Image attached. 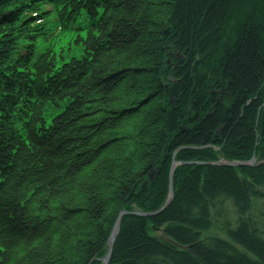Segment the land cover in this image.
Here are the masks:
<instances>
[{
    "label": "trees",
    "instance_id": "obj_1",
    "mask_svg": "<svg viewBox=\"0 0 264 264\" xmlns=\"http://www.w3.org/2000/svg\"><path fill=\"white\" fill-rule=\"evenodd\" d=\"M212 146L264 147V0H0V264H97ZM185 166L109 264H264V166Z\"/></svg>",
    "mask_w": 264,
    "mask_h": 264
},
{
    "label": "rangeland",
    "instance_id": "obj_2",
    "mask_svg": "<svg viewBox=\"0 0 264 264\" xmlns=\"http://www.w3.org/2000/svg\"><path fill=\"white\" fill-rule=\"evenodd\" d=\"M66 40V39H65ZM64 42V41H63ZM172 103V102H171ZM54 112L55 111H46V114L44 115V121L45 122H47V123H49L50 121H49V119H50V117H51V115L52 114H54ZM207 148H208V146H207ZM211 148V149H210ZM209 149L210 150H208L207 151V156L208 157H206V158H208L207 160H202V161H194V160H191V161H188V162H186L185 163V165H189V168H191V169H193L194 168V166L193 165H195V167H197V166H200V167H202V166H205V165H208L209 167H211V166H217V167H219V168H224V167H230V168H235V167H238V168H246V167H249V168H259V167H263L264 166V147H262V149H259V148H257V150H256V153L255 154H252V153H250L249 155H248V157L246 158V160H233V161H229V160H227L226 158H222V157H220L219 155H218V150H219V148L218 147H216V146H212V147H210ZM261 154H263V155H261ZM169 162H170V164H169V177H168V181H169V185H168V193H167V198L163 201V205H162V207H164L166 204H168V201H169V199H170V197L172 198L173 197V183L175 182V180L177 179L176 178V176L177 175H180V176H177V177H181V175L182 174H184V172L185 171H187L186 169H187V167L188 166H185L184 164H183V162H181V161H179L178 159H176V157H175V154L173 153L170 157H169ZM208 167V168H209ZM238 176L239 177H245V175L244 174H241V173H238ZM203 177H204V173H202V175H199V177H198V179L200 180V183H203ZM176 178V179H175ZM150 179V178H149ZM197 179V180H198ZM174 180V181H173ZM178 180V179H177ZM198 180V181H199ZM242 184H243V189H245V197H246V200L248 201V204H250L249 203V190L246 188V182L245 181H243L242 182ZM260 186H262V185H260L259 183H258V185H257V189L260 187ZM260 189H262V188H260ZM172 195V196H171ZM262 200H259V202H256L257 203V207L259 208V207H263L264 208V197H262L261 198ZM170 204V203H169ZM168 204V205H169ZM167 207V206H166ZM165 207V208H166ZM164 208V209H165ZM160 210V209H159ZM159 210H157V211H159ZM226 210L228 211V213H229V217H228V219H229V221L231 222V224L234 222L235 223V216H234V213H235V211H233L234 209H233V207L231 206V203L230 202H228L227 203V205H226ZM121 211H123L124 212V214L123 215H121L120 216V219H119V221H118V226H117V231H118V227H119V224H120V220H121V218H122V216H125V215H127V213H129V214H131V215H133V216H136V217H138V216H140V217H144V218H149V217H154V216H156L157 214H159V213H157V214H155L154 215V213L155 212H157V211H153V212H149V213H147V212H143V211H134V212H126V211H124V210H121ZM120 211V212H121ZM134 213V214H133ZM143 215H142V214ZM221 222H222V219H221ZM219 224V223H218ZM260 224V223H259ZM263 228H264V226H263ZM262 228V229H263ZM262 232H264V229L262 230ZM210 237L212 236V237H219V238H222V239H224L225 240V238H224V235L221 233H219L217 230H215V231H213L212 229L210 230V233H207ZM151 235H153L156 239H158L159 241H163V242H166V243H168V245H170L171 247H177V245H176V243H175V241L172 239L171 240V238L170 237H168V236H166V234L164 233V231L162 230V229H160V228H156V227H153L152 228V231H151ZM165 237H167L170 241H172V243H170V242H167V241H165ZM109 240V239H108ZM177 248H179V247H177ZM107 249H108V242H107ZM180 249V248H179ZM241 249V248H240ZM107 252H108V250H107ZM107 252H106V254H104L102 257H100L96 262H98L97 264H104V261L103 260H105V258H106V255H107ZM108 264H109V262H108Z\"/></svg>",
    "mask_w": 264,
    "mask_h": 264
},
{
    "label": "water",
    "instance_id": "obj_3",
    "mask_svg": "<svg viewBox=\"0 0 264 264\" xmlns=\"http://www.w3.org/2000/svg\"><path fill=\"white\" fill-rule=\"evenodd\" d=\"M149 178H150V180L153 179V173L150 174ZM171 196H172V195H171ZM170 201H171V197H170V199H169V201H168V204H169ZM168 204H166L164 207H162L159 211L155 212L154 215L157 214V213H160V211L164 210V208H165L166 206H168ZM123 214H124L123 211L119 212V214H118V219H117V221H116V223H115V225H114V227H113L114 229H113L112 233L110 234V236L108 237V239H109V240H108V249H107L108 252H107V255H106L105 260H103V261H104V264H108V262H109L108 260H109V258H110V254H111V247H112V244H113V242H114V240H115V237H116V235H117L118 221H119V219H120V216L123 215ZM133 214H134V213H133ZM141 214H142V213H141ZM142 215H143V214H142ZM164 239H165V241L172 243V241H170L167 237H165Z\"/></svg>",
    "mask_w": 264,
    "mask_h": 264
}]
</instances>
